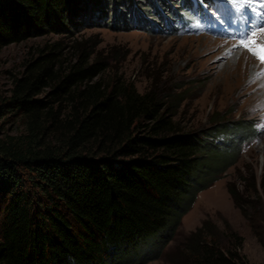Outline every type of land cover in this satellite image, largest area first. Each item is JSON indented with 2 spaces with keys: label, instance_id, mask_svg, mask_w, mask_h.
<instances>
[{
  "label": "trees",
  "instance_id": "16d2710c",
  "mask_svg": "<svg viewBox=\"0 0 264 264\" xmlns=\"http://www.w3.org/2000/svg\"><path fill=\"white\" fill-rule=\"evenodd\" d=\"M100 2L0 0V46L63 33L91 9L120 7L127 28L130 7L142 9L133 0ZM62 55L56 44L42 49L5 99L26 132L0 139V264L155 260L198 194L236 163L238 152L216 142L220 132L245 128L249 138L255 130L213 119L212 127L183 131L154 90L141 93L125 81L108 90L96 80L101 63L81 57L64 70ZM46 87L51 99H37ZM229 192L252 220L238 190ZM230 232L233 240H225L204 221L184 241L178 264H250L244 239Z\"/></svg>",
  "mask_w": 264,
  "mask_h": 264
},
{
  "label": "rangeland",
  "instance_id": "374dc122",
  "mask_svg": "<svg viewBox=\"0 0 264 264\" xmlns=\"http://www.w3.org/2000/svg\"><path fill=\"white\" fill-rule=\"evenodd\" d=\"M133 2L142 9L130 7L127 28L120 7L105 8L100 16L91 9L83 16L86 22L80 26L73 23L63 33L48 32L0 46V139L26 132L25 119L5 99L11 96L15 81L26 74L29 63L53 44L63 54L64 70L81 57L89 58L105 68L96 80L108 90L124 81L133 83L141 93L154 90L171 105L173 118L183 131L212 127L217 124L213 119L227 127L252 126L255 131L249 138L243 136L245 128L234 127L216 136L221 147L238 152L236 163L198 194L159 258L144 264H178L184 241L204 221L224 232L225 240H233L230 230L237 232L244 239L241 252L249 263L264 264V78L255 76L264 65L243 48L233 50L238 40L230 36L234 34L231 27L225 36L218 34L217 25L205 34L200 32L183 0ZM258 4L259 0L253 6L258 8ZM99 5L102 7V0ZM257 35L264 41V33ZM216 40L225 42L216 47L211 44ZM51 92L52 88L46 87L36 98L50 100ZM173 96L177 98L174 101ZM229 187L238 190L252 220L236 206ZM2 199L0 196V205Z\"/></svg>",
  "mask_w": 264,
  "mask_h": 264
},
{
  "label": "snow or ice",
  "instance_id": "6c2138e0",
  "mask_svg": "<svg viewBox=\"0 0 264 264\" xmlns=\"http://www.w3.org/2000/svg\"><path fill=\"white\" fill-rule=\"evenodd\" d=\"M219 2L228 4L232 11L238 13L245 22L243 34L235 37L238 44L233 45V50L238 51L243 48L260 65H264V41H260L257 35L264 33V0H259L258 8L253 6L257 0H219ZM200 6L205 7L203 4ZM231 54L230 51L228 55L231 56ZM255 76L256 78H264V68ZM261 87H264V84Z\"/></svg>",
  "mask_w": 264,
  "mask_h": 264
},
{
  "label": "bare ground",
  "instance_id": "6f19581e",
  "mask_svg": "<svg viewBox=\"0 0 264 264\" xmlns=\"http://www.w3.org/2000/svg\"><path fill=\"white\" fill-rule=\"evenodd\" d=\"M225 41H222V40H216V41H213V43H211L212 45L216 46V47H220L221 46V43L224 44ZM232 43H229V45H231Z\"/></svg>",
  "mask_w": 264,
  "mask_h": 264
}]
</instances>
